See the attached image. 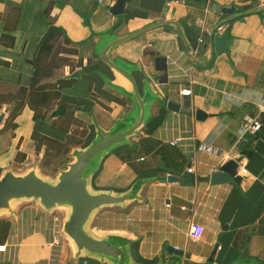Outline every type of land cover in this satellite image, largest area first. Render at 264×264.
I'll use <instances>...</instances> for the list:
<instances>
[{"label": "crops", "instance_id": "1", "mask_svg": "<svg viewBox=\"0 0 264 264\" xmlns=\"http://www.w3.org/2000/svg\"><path fill=\"white\" fill-rule=\"evenodd\" d=\"M116 2L0 0V102L4 104L0 114L5 113L0 125V176L8 169L23 173L38 167L44 149L36 152L34 132L62 142L68 138L69 132L58 125L60 116L68 113L61 106H55L45 121L34 120V112L25 106L14 121L16 128H4L14 106L5 98L30 86L32 62L50 34L64 30L77 49L76 60L83 61L76 71L80 77L61 91V102L82 123L81 127L72 125L70 132L87 131L77 147L81 148L95 137V124L110 130L135 109L129 97L105 81L127 87L99 57L104 46L101 34L119 22L122 26L116 36L156 22L176 21L200 65L188 58L172 27L155 28L111 54L130 69L141 68L133 72L136 79L141 82L144 75L149 76L154 90L181 108L172 112L152 103L146 125L128 145L105 158L95 188L125 192L137 180L145 184L139 200L123 209H104L96 220L104 235L113 233L130 242L135 264H161L174 258L179 264H264V10L242 15L264 6V0H129L125 14L114 17L110 8ZM214 4L234 7L238 13L221 30L222 35L228 34L229 43L228 52L220 56L210 55L209 34L224 18L212 10ZM153 55L167 57V83H163L164 73L155 72ZM59 71L44 83L71 75L69 67ZM185 90L192 92L183 95ZM197 111L204 116L198 119ZM162 112L158 128L147 134L148 124ZM246 118H259L261 129L255 134L245 132ZM178 139L179 145L172 146ZM201 144L214 151L197 149ZM18 153L25 155L22 162L16 161ZM237 157L243 158L238 168L242 182L212 185L211 175ZM160 165L180 174L187 171L195 183L168 184L169 173ZM57 219L37 204L19 205L14 215L0 217V246H6L0 264H61L65 250L74 264L90 263L74 258L64 240L62 246L51 245L59 231ZM4 223L8 224L6 231ZM193 224L203 228L199 241L189 239ZM169 247L183 251L184 257L169 255ZM215 248L214 260L209 262Z\"/></svg>", "mask_w": 264, "mask_h": 264}, {"label": "water", "instance_id": "2", "mask_svg": "<svg viewBox=\"0 0 264 264\" xmlns=\"http://www.w3.org/2000/svg\"><path fill=\"white\" fill-rule=\"evenodd\" d=\"M129 0H117L116 4L110 8L114 17H122L125 14V6ZM212 10L224 17L216 24L209 34L210 55L215 52L218 56L228 52V34H221L225 23L232 17L237 16V9L234 7H221L214 4ZM264 10V6L245 11L242 15L257 13ZM119 22L113 24L103 37V48L99 54L100 59L108 67L116 72L127 83V87L105 81L110 86L130 98L135 109L134 112L116 122L110 130H104L95 126V137L90 143L81 148L72 149L73 161L67 164L56 180H51L39 173V168L33 166L23 173H16L11 169L4 171L0 176V217L14 215L15 208L19 205L34 203L37 204L44 213L56 216L60 209L65 211V216L58 217L60 224L59 234L69 243L74 253V258H83L96 264H135L130 251V242L113 235L95 234L91 225L96 221L97 215L108 208H126L130 203L140 199V192L145 184L144 180H137L130 189L125 192H115L106 189H97L95 178L99 174L101 165L105 158L116 149L128 145L130 139L134 137L147 123L148 109L152 103L165 105L166 109L178 112L180 104L173 100H167L166 95L161 96L154 90L152 80L144 75V79L139 82L133 72L141 68L130 69L125 62L112 59V52L122 44L158 27L175 28L186 48L188 58L197 65L193 54V49L187 41L184 30L179 22L160 21L150 24L144 28L133 31L123 36H116L117 30L121 27ZM152 64L155 72L164 73L163 83H167L168 60L166 56L153 55ZM79 72H74L68 78L78 79ZM204 114L197 111V118ZM5 117V113L0 114V125ZM243 158L237 157L227 162L210 177L212 185L229 183L239 185L244 176L238 174L239 164ZM160 169L168 172V184L182 182L185 186H192L195 177L187 171L182 174L164 168ZM203 181H208L204 179ZM57 217V216H56ZM217 248L213 251L209 262H213ZM169 255L173 257H184V252L173 247L167 249ZM248 254V249L245 255ZM161 264H179L177 258L163 260Z\"/></svg>", "mask_w": 264, "mask_h": 264}, {"label": "trees", "instance_id": "3", "mask_svg": "<svg viewBox=\"0 0 264 264\" xmlns=\"http://www.w3.org/2000/svg\"><path fill=\"white\" fill-rule=\"evenodd\" d=\"M77 56V49L67 37L65 31L58 29L55 34H50L47 37L45 42L40 47L35 60L32 62L34 73L30 86L27 88H20L16 95L5 98V101H7L6 103H14L13 109L5 123L4 128H6V130H14L16 128L14 121L25 106H29V108L34 112V120L36 121H45L47 119V114L55 106L64 107L65 110L68 111V113L60 116V121L58 122L61 129L69 132L66 141H58L37 132H34L32 135L36 152L39 153L44 149L42 161H49L48 156H51L50 152L60 154L64 157L63 155H66L72 149L82 145L83 138L86 136L87 131L85 128H83L82 131L78 130L72 133L70 132L72 125L80 126L82 123H79L73 117V110L70 111L72 108L61 102V91L64 88L70 87L73 83H75L76 79L61 78L55 83H44L51 79L54 73L58 70L69 67L70 73L72 74L80 69L83 66V61L76 60ZM1 105L4 104L0 102V108ZM162 118L163 112L158 116V118L148 124L146 129L147 134L151 135L158 128ZM24 159L25 155L18 153L16 161L22 162ZM64 163L65 159L62 160L60 165L63 166ZM4 226L6 227L4 231H6L8 229V224L4 223Z\"/></svg>", "mask_w": 264, "mask_h": 264}, {"label": "rangeland", "instance_id": "4", "mask_svg": "<svg viewBox=\"0 0 264 264\" xmlns=\"http://www.w3.org/2000/svg\"><path fill=\"white\" fill-rule=\"evenodd\" d=\"M56 74H60V71L55 72L52 78L56 77ZM40 121H42V120H40ZM71 153H72V150L69 153H67L66 155H63L64 157H62V155H60V154H57V153L55 154V153L50 152L51 156H48V160H49L48 162H47V160L42 161L43 159L41 157V159H38L39 163H37L38 168H39V173L46 178H49L51 180H56L57 177L59 176L60 172L64 169H66L67 164L69 162L73 161V157H72ZM64 159H65V163L63 166H61L60 163ZM29 204H34V203H29ZM25 205H28V204L25 203ZM55 214L57 217L62 216L61 218H63V216H65V211L60 209V211H57V213H55ZM96 222H97V220L91 225V228L95 234L97 233L99 236H102L104 234L103 233L104 229H102V227L99 226V222H97V223ZM107 233H108V235H114L113 233H109V232H107ZM64 241H65V243H67L66 240H64ZM70 251L71 250H69V252ZM21 260L24 262L23 259H21ZM61 264H74V261L71 262L68 260V254H67L66 250H65V252L62 253ZM87 264H96V263L90 261V263H87Z\"/></svg>", "mask_w": 264, "mask_h": 264}, {"label": "built area", "instance_id": "5", "mask_svg": "<svg viewBox=\"0 0 264 264\" xmlns=\"http://www.w3.org/2000/svg\"><path fill=\"white\" fill-rule=\"evenodd\" d=\"M191 90H185L183 91V95H190L191 94ZM262 127V124L259 120V118H255V119H250V118H246L244 123H243V130L245 132H249L250 134H255L256 132H258ZM180 143V139L176 140L175 142H172L171 145L172 146H178ZM197 149L201 150V151H207V152H213L214 150L211 149L210 147H207L205 145H199L197 147ZM190 172H192V170H189ZM244 173H246L245 170H243ZM185 209V208H184ZM58 221V219L56 220ZM59 223V221H58ZM59 228H60V224H59ZM203 234V228H201L199 225L197 224H193L190 226L189 232H188V236L190 240H194V241H199L202 238ZM63 244V238L60 236L59 231H58V235L55 237V239L52 242V246L55 247H59L62 246ZM6 252V246H0V253H4Z\"/></svg>", "mask_w": 264, "mask_h": 264}]
</instances>
